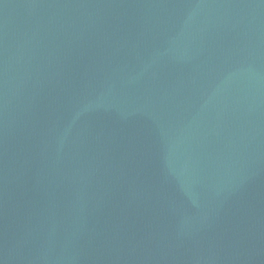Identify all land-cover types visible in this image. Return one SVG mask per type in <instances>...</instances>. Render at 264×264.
Returning <instances> with one entry per match:
<instances>
[{
	"label": "water",
	"instance_id": "water-1",
	"mask_svg": "<svg viewBox=\"0 0 264 264\" xmlns=\"http://www.w3.org/2000/svg\"><path fill=\"white\" fill-rule=\"evenodd\" d=\"M152 0H0V144L83 58Z\"/></svg>",
	"mask_w": 264,
	"mask_h": 264
}]
</instances>
